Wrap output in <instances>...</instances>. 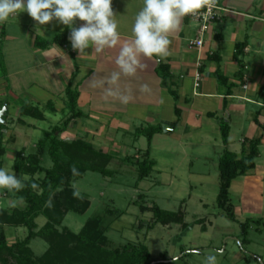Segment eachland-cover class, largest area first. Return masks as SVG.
Listing matches in <instances>:
<instances>
[{
	"label": "crops",
	"instance_id": "0c3cea01",
	"mask_svg": "<svg viewBox=\"0 0 264 264\" xmlns=\"http://www.w3.org/2000/svg\"><path fill=\"white\" fill-rule=\"evenodd\" d=\"M221 2L229 12L222 20L210 25L203 35L204 43L201 47L192 45V41L201 35L198 22L186 16L181 20L179 28L169 34L171 44L166 57L141 56L144 67L133 76L121 73L115 83L109 81L113 72L120 71L116 58L120 47L134 39L132 28L137 13L143 8V0H113L119 43L101 52H95L90 47L82 55L71 45V29L68 26L55 19L46 25H39L26 11L14 14L0 24L1 54L8 72L4 73L0 65V101L8 96L9 88L14 85V80L11 83L10 78H16L18 73H22V70L17 69L9 73L7 64L11 60L21 61L25 54L35 60L25 68L32 78L29 84L32 100L22 101L18 120H23V123L28 121L29 116L21 114L22 107L27 103L39 108L44 115V119L30 117L32 119L45 122L50 115L63 113V120L69 113L66 91L72 86L80 92L78 104L84 116L73 121L62 134L66 140L83 139L96 149L106 152L95 146L97 135L90 131L91 123L100 128H114L113 134L124 130L134 135L145 126L161 125L165 127V137L183 147V154L189 155L186 147L211 148L219 154L220 160L226 148L221 122L228 121V147L238 158L243 154L246 140L261 138L256 167L231 184L230 198L235 213L243 222L252 216L264 219V99L260 97L264 87V0ZM85 23L77 19L75 26L80 27ZM63 32L68 33V42L64 45L52 43L50 47L42 49L35 44L38 37L53 42L56 35ZM239 43H246L241 55L237 48ZM238 58L245 65L242 81L238 78ZM162 64L169 65L172 86L178 94L177 100L158 73ZM218 72L235 85L230 94L228 86L218 79ZM37 82L42 84L38 90L33 89ZM245 84L248 85L247 89L244 88ZM144 85L148 86L147 91ZM109 90L114 94L108 95ZM10 92L17 99V93L14 90ZM121 95L130 97L127 104L122 103ZM5 104L8 106V101ZM176 108L180 110V115ZM8 111L9 107L5 116ZM23 125L38 129L36 124L29 122ZM75 127L83 128L78 130L82 135L72 132ZM140 137L142 135L138 140ZM111 139L113 148L109 153L121 157L123 145L117 139ZM125 152V157L134 158L127 150ZM207 152H199L194 158L209 159L210 153Z\"/></svg>",
	"mask_w": 264,
	"mask_h": 264
},
{
	"label": "rangeland",
	"instance_id": "374dc122",
	"mask_svg": "<svg viewBox=\"0 0 264 264\" xmlns=\"http://www.w3.org/2000/svg\"><path fill=\"white\" fill-rule=\"evenodd\" d=\"M2 56L0 45V65L4 73L8 74ZM34 62L31 56L23 54L21 61L11 60L7 64L9 73L16 69L22 70V73H18L19 78L18 76L10 78L11 83L14 80V85L9 88L8 96L0 101V111L7 101L9 107L3 133L7 154L1 167H6L15 175L17 173L12 166L16 152L22 148L32 152L36 141L43 137V131L52 129L53 126L50 125H57L58 121L61 123L64 116L63 113L50 115L45 122L27 117L29 119L25 121L26 124L28 122L36 124L37 130L33 127H24L25 122L18 120L22 101L32 100L31 90L29 91L32 78L25 68ZM40 87L42 84L37 82L33 89L38 90ZM10 90L17 93V99ZM72 129V132L82 135L78 130L83 128ZM89 129L97 135L94 140L97 148L109 152L113 148L111 141L113 138L123 145L124 151L121 152V157L114 156L111 161L109 168L113 172L112 175L104 177L100 173L89 171L76 181L75 187L79 192L88 195L91 206L84 214L69 213L64 221L65 225L78 232L88 218L104 215L102 227L106 229L109 248H122L129 242L145 243L155 259H160L162 254L166 253L169 259H173V264H204L208 255H216L218 264H264V219L252 216L248 233L244 234L241 225L243 219L236 215L237 220H231L218 206L220 176L217 165L218 153L211 148L205 150L204 147H186L189 157L183 154V147L165 137L163 126L161 134L156 133L153 136L150 149V158L157 163L148 178L138 184L139 165L136 160L149 148L147 136L142 135L138 140L140 134H128L124 130L113 134L114 128H100L92 123ZM140 149L142 153H138ZM126 150L134 158L125 159ZM199 152L210 153L209 159H195ZM142 204L146 206L157 204L164 210L183 214L185 223H158L153 229H149V225L155 221L154 213L142 212ZM24 206L22 201L10 197L7 189H0V207L13 211ZM108 209L114 210L113 213H108ZM37 222L41 228L46 223V218L40 216ZM27 233L28 230L24 227H8L9 242L23 240ZM50 245V242L38 237L31 243L30 250L34 258L42 262L47 252L51 250ZM183 250L185 252L182 254Z\"/></svg>",
	"mask_w": 264,
	"mask_h": 264
},
{
	"label": "trees",
	"instance_id": "16d2710c",
	"mask_svg": "<svg viewBox=\"0 0 264 264\" xmlns=\"http://www.w3.org/2000/svg\"><path fill=\"white\" fill-rule=\"evenodd\" d=\"M68 42V33L63 32L56 35L54 41L41 37L36 39V46L46 49L56 43L64 45ZM246 43H239L237 48L239 55L243 53ZM73 58L75 57L72 53ZM240 72L238 78L243 80L245 65L238 58ZM76 68L78 65L75 63ZM163 84L170 90L172 96L177 100L178 94L172 86L171 72L168 64H162L158 68ZM218 79L228 86V94L232 92L234 84L229 82L226 76L217 73ZM69 113L63 121L52 129L44 130L35 149L29 152L22 148L16 152L13 170L18 176H26L21 190H8L10 197L22 201L25 206L17 207L10 211L0 207V262L1 264H173L167 254H162L160 259H155L149 246L145 243L129 242L122 248L111 249L107 246L108 236L106 229L102 227L104 215H97L86 220L80 231L76 232L64 221L69 213L84 214L91 206L88 195L81 193L75 187L76 181L83 178L89 171L108 177L113 174L109 168L114 155L96 149L91 143L76 139L73 141L62 138V134L69 125L84 116L79 108L80 92L69 86L66 91ZM260 97L264 99V87L260 91ZM226 102V101H225ZM227 103V102H226ZM180 115V110L176 108ZM21 114L36 119H44L43 112L30 103L25 104ZM6 120V118H5ZM6 122L0 121V167L4 163L7 149L4 146V130ZM163 126H150L139 129L137 134L147 136L149 148L142 157L136 160L139 165L138 184L148 178L156 162L150 158V147L153 136L162 132ZM223 142L226 146L219 160V194L218 206L231 220H237L234 204L230 198L232 182L249 173L256 167V159L259 156V145L261 138L248 139L244 143V151L240 158L229 149L230 124L228 121L221 122ZM131 158L132 157H126ZM75 169V173L73 172ZM37 187L33 189L32 183ZM142 196V194H141ZM142 212L152 211L155 221L149 225L153 229L156 224H168L171 222L185 223L184 215L178 212H170L162 209L157 204L153 206L141 205ZM114 210L108 209V213ZM40 216L46 218V223L41 228L37 219ZM251 218L241 222L244 234H247ZM8 227H24L28 230L23 240L9 242ZM41 237L50 242V251L45 255L42 262L37 261L30 246L33 240ZM201 250L202 248H198ZM185 251H182V254Z\"/></svg>",
	"mask_w": 264,
	"mask_h": 264
},
{
	"label": "clouds",
	"instance_id": "9594fccd",
	"mask_svg": "<svg viewBox=\"0 0 264 264\" xmlns=\"http://www.w3.org/2000/svg\"><path fill=\"white\" fill-rule=\"evenodd\" d=\"M112 3L113 0H0V24L25 11L39 25H46L55 19L71 29V45L81 55L90 47L95 52H101L119 43ZM207 5L208 0H143V8L137 13L132 28L134 39L120 47L115 61L120 71L112 73L109 83H115L121 73L135 75L138 69L144 67L141 56L166 57L171 44L169 34L179 28L184 17ZM77 19L86 23L76 27ZM144 90H148L147 85H144ZM113 94L109 90L108 95ZM120 99L127 104L130 97L121 95ZM27 180L26 176L18 177L6 167H0V189L19 191ZM31 187L35 189L37 184L33 182ZM204 264H218L217 256L208 255Z\"/></svg>",
	"mask_w": 264,
	"mask_h": 264
},
{
	"label": "built area",
	"instance_id": "2783aa9c",
	"mask_svg": "<svg viewBox=\"0 0 264 264\" xmlns=\"http://www.w3.org/2000/svg\"><path fill=\"white\" fill-rule=\"evenodd\" d=\"M229 10L222 4L221 0H208V5L205 8L198 10L195 13L188 15L191 19L198 22L201 35L192 41V45L201 47L204 43L203 35L209 30L210 25L216 21L223 19ZM244 88H248L245 84Z\"/></svg>",
	"mask_w": 264,
	"mask_h": 264
},
{
	"label": "water",
	"instance_id": "95a60500",
	"mask_svg": "<svg viewBox=\"0 0 264 264\" xmlns=\"http://www.w3.org/2000/svg\"><path fill=\"white\" fill-rule=\"evenodd\" d=\"M7 109H8L7 104H4L3 109L0 111V121H1V122H4V121H5L4 116H5V114H6ZM155 263H156V262H153L152 264H155Z\"/></svg>",
	"mask_w": 264,
	"mask_h": 264
}]
</instances>
